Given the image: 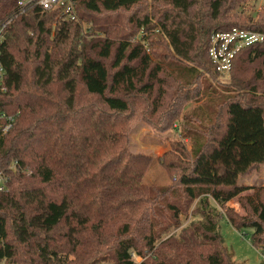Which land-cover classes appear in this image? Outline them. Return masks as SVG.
<instances>
[{"label":"trees","instance_id":"1","mask_svg":"<svg viewBox=\"0 0 264 264\" xmlns=\"http://www.w3.org/2000/svg\"><path fill=\"white\" fill-rule=\"evenodd\" d=\"M70 1L74 19L0 0V264H236L224 219L264 253V186L241 182L264 164V42L228 84L209 56L214 32L264 34V2ZM140 120H181L184 139L132 153ZM155 160L168 186L145 182Z\"/></svg>","mask_w":264,"mask_h":264},{"label":"rangeland","instance_id":"2","mask_svg":"<svg viewBox=\"0 0 264 264\" xmlns=\"http://www.w3.org/2000/svg\"><path fill=\"white\" fill-rule=\"evenodd\" d=\"M264 0H256L255 2H248L244 9L238 10L245 15H253L257 17V13L260 11ZM163 44V43H162ZM159 45H156V47ZM159 54H167L168 60L172 59L171 55L165 51L164 47L157 49ZM259 64L247 67L250 73L259 70ZM208 78V77H206ZM209 79V78H208ZM231 75L219 77V83H229ZM210 80V79H209ZM216 88L223 89V85L217 83L213 84ZM198 105V104H197ZM196 104L189 103L185 108V112H189L191 108L197 106ZM181 120L176 122L171 128L165 129L163 124H152L150 121L140 120L136 123L130 135V151L132 153H143L154 156L155 158H161L172 147V142L183 140ZM186 142V141H185ZM188 149H190V142L187 140L185 143ZM1 178V177H0ZM147 184H153L158 186H168L171 181L166 171L160 164L159 160H155L151 168L146 173L144 178ZM1 183L4 179L1 178ZM241 182L248 186H264V164L252 171L246 177L241 179ZM252 191L247 192L251 194ZM228 206L234 208L237 213L244 215L245 212L239 205L236 199L228 203ZM189 222L186 219L184 225ZM220 231L224 237L227 247L233 254V260L236 264H264V253L261 249L255 248L250 239L246 236V232H240L234 229L225 219L220 222ZM133 259L137 263H141L143 258L137 256L134 252L131 253ZM104 264V263H102Z\"/></svg>","mask_w":264,"mask_h":264},{"label":"built area","instance_id":"3","mask_svg":"<svg viewBox=\"0 0 264 264\" xmlns=\"http://www.w3.org/2000/svg\"><path fill=\"white\" fill-rule=\"evenodd\" d=\"M29 3H36L41 6L44 11H50L58 4L65 5V13H67L71 19L75 18L73 14V3L70 0H19V12H24L25 7ZM9 23L10 20L0 24V45L4 40L5 31ZM263 42L264 34L252 30L233 28L228 32H214L211 36L209 56L221 76H227L231 72L233 59L238 52L246 47L261 44ZM4 73L5 70L1 62L0 49V87L2 86ZM0 89L2 90V87ZM5 118V114L0 111V120ZM6 119L12 121V118ZM9 128L10 124L7 123V125L3 127L4 133H6Z\"/></svg>","mask_w":264,"mask_h":264}]
</instances>
